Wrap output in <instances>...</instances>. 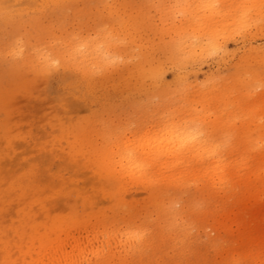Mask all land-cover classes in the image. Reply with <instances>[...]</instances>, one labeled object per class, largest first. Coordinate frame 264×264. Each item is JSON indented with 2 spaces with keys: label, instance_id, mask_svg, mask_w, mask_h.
Here are the masks:
<instances>
[{
  "label": "rangeland",
  "instance_id": "rangeland-1",
  "mask_svg": "<svg viewBox=\"0 0 264 264\" xmlns=\"http://www.w3.org/2000/svg\"><path fill=\"white\" fill-rule=\"evenodd\" d=\"M197 2L0 0V264H264V0Z\"/></svg>",
  "mask_w": 264,
  "mask_h": 264
},
{
  "label": "bare ground",
  "instance_id": "bare-ground-1",
  "mask_svg": "<svg viewBox=\"0 0 264 264\" xmlns=\"http://www.w3.org/2000/svg\"><path fill=\"white\" fill-rule=\"evenodd\" d=\"M205 1H203V4H207V1H206V3H204ZM247 2V1H246ZM249 2V1H248ZM199 3V0H198V2H197V4ZM202 3V2H201ZM203 4H201L202 6H203ZM209 4V3H208ZM206 6V5H205ZM209 6V5H208ZM211 6V5H210ZM1 7V6H0ZM212 7V6H211ZM5 8V7H4ZM195 8V7H194ZM211 9V8H210ZM0 10H1V8H0ZM193 10V9H192ZM192 10H191V12H192ZM4 11V10H3ZM211 11H213V10H211ZM4 12H6V11H4ZM246 12V11H245ZM213 13H215L214 11H213ZM229 13L230 12H228V15H229ZM232 14L233 13H231L230 15H231V17H232ZM210 15V14H209ZM214 15V14H213ZM212 15V16H213ZM204 16H206V15H204ZM204 16H202L203 18H204ZM227 16V15H226ZM235 15H233V17H234ZM2 17H3V15H2ZM190 17H193V15L192 14H190ZM208 17H210V16H208ZM214 17V16H213ZM213 17H210V18H212L213 19ZM229 17V16H228ZM230 17V18H231ZM236 17V16H235ZM206 18V17H205ZM215 18V17H214ZM190 18H188V20H189ZM192 19V18H191ZM207 19V18H206ZM206 19H203V20H206ZM232 19V18H231ZM240 20H242L243 18L242 17H240L239 18ZM236 20H237V18H236ZM240 20H238V21H240ZM208 21V20H207ZM213 21V20H212ZM214 21H215V19H214ZM217 21V20H216ZM227 21V20H226ZM234 21H235V19H234ZM234 21H233V23H234ZM246 21V20H245ZM244 21V22H245ZM218 22H219V20H218ZM228 22H230V19H229V21ZM199 23H200V21H199ZM213 23V22H212ZM211 23V26L212 27H214L213 25L214 24H212ZM238 23H240V22H238ZM205 24H206V21H205ZM210 22L208 23V27L210 28V29H213V28H211L210 26ZM218 25H221V24H218ZM189 26V25H188ZM200 26V25H199ZM206 26H207V24H206ZM206 26L204 27V28H206ZM191 27H193V26H191ZM195 27V26H194ZM194 27L193 28H191L190 30H189V32L191 31H193L194 30ZM197 27V26H196ZM208 27H207V30H210V29H208ZM222 27V26H221ZM220 26H219V28H221ZM224 27V26H223ZM201 28V27H200ZM182 31H183V29H182ZM197 31V30H196ZM213 31V30H212ZM226 31V30H225ZM185 32V31H184ZM188 32V33H189ZM193 34H194V32H193ZM208 34H210V33H208ZM213 34V33H212ZM218 34V33H217ZM219 34H221V33H219ZM186 35V34H185ZM188 35V34H187ZM214 35V34H213ZM203 36V35H202ZM198 38V37H197ZM197 42H199V41H197ZM211 42H213V41H211ZM211 42H209L210 44H209V46L208 47H211V44H214V46H215V43H211ZM205 43V42H204ZM206 44H207V42H206ZM198 45H199V47H201L202 45H201V43L199 44L198 43ZM203 45H205V44H203ZM213 46V45H212ZM204 48V46L202 47V49ZM214 48H216V47H214ZM94 49V48H93ZM206 49V48H205ZM98 50V49H97ZM94 52H96V50L94 51ZM202 92V97H204L205 96V92H203V91H201L200 90V93ZM179 123V122H178ZM177 123V124H178ZM179 125V124H178ZM179 127V126H178ZM173 128H174V126H173ZM175 129V128H174ZM182 128H180V130H181ZM170 130H173V129H171L170 128ZM169 129H168V134L165 132V133H161V134H157V137L156 138H148V135L146 136V133L147 132H142L141 134H140V138H139V141L137 142V146H134L135 148L133 149V150H135L136 149V151H139L140 152V154L143 156L144 154H151V155H155V157H153V158H156V157H159V156H162V155H177V154H180L181 155V157H183V154L184 153H186V152H188V150L189 149H191L192 148V146L194 145V147L193 148H196L195 150H196V154H195V160L196 161H199V162H205V161H209V159H211V158H214L216 155H218L219 154V149H216L217 147H215V148H213L212 146H206V147H200L198 144V140H196L199 136H200V133H190L189 132V135H188V133H187V135H188V137L186 138V139H184V137H186V135L184 136V134H183V138H180V135H178L177 134V140H175V138H174V134L172 133L173 131H170ZM176 130H177V125H176ZM180 130L178 129V131L180 132ZM183 130V131H182ZM181 131L182 132H184V130L185 129H182ZM207 129H204V130H202V134L201 135H203V133L206 131ZM170 131V132H169ZM186 132V131H185ZM193 132V131H192ZM181 133V132H180ZM206 133V132H205ZM204 133V134H205ZM148 134V133H147ZM182 135V134H181ZM147 137V138H145V140L143 139L144 137ZM146 140H150V143H146ZM195 140H196V146H199V147H196L195 146V143H193V145H191L192 144V142L194 141L195 142ZM149 145H151V147H149ZM128 146V145H127ZM127 146H126V144L124 145V147L122 148V149H128L127 148ZM145 148H148V151L147 152H144V150H145ZM191 150H193V149H191ZM190 150V151H191ZM195 150H193V151H195ZM221 152H222V149H221ZM125 153V152H124ZM129 159L127 160V163H129V165L127 166V168L129 167V168H133V171H132V173L130 174V177L131 178H135V177H137L136 176V174L138 173H140L141 174V172H139V171H142V169L143 168H138V166H140V165H137V164H135V165H133L134 167H132V165L131 164H133L134 163V161L133 160H131L132 159V157H128ZM230 162H231V160L229 159V160H227L226 161V163L223 165V167H221V164H220V166H217L216 167V169H214L213 170V172H212V174H208V176H206V177H203V175H201L200 176V178H202V181H204V184H210V183H220V182H222V180L224 179V175H225V170L227 169V167H229V165H230ZM219 167V168H218ZM138 168V169H137ZM111 233L109 234H107V238H100L98 235H96L95 237H96V239L93 241V242H90V247H89V249H88V251H90V253H92V254H94V255H96V258L100 261H102V260H104L105 259V256L107 255V253L109 252V251H112L113 249H114V246L116 245V243H117V238L116 237H111ZM137 236H139V234H138V232H135V233H132L131 234V236L130 237H132L130 240L131 241H133ZM94 237V238H95ZM70 239H72V238H70ZM69 240V239H68ZM110 241V243H108ZM107 244V246L106 247H104L103 248V246H105ZM100 247L102 248V249H100ZM68 255V254H67ZM68 257L71 259L72 258V256H70V255H68ZM68 257H66V255H62V254H60V252H56L52 257H48L47 258V260H49V261H51L52 262V264H56L57 263V261L58 260H62V259H66V258H68ZM44 260H45V258H43L42 260H41V263H44Z\"/></svg>",
  "mask_w": 264,
  "mask_h": 264
}]
</instances>
